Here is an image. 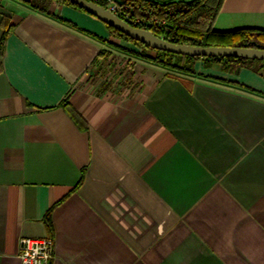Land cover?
Listing matches in <instances>:
<instances>
[{
	"label": "crops",
	"instance_id": "crops-1",
	"mask_svg": "<svg viewBox=\"0 0 264 264\" xmlns=\"http://www.w3.org/2000/svg\"><path fill=\"white\" fill-rule=\"evenodd\" d=\"M29 1L0 0V264L44 235L51 264H264V65L96 60L103 21ZM236 27L264 0H223Z\"/></svg>",
	"mask_w": 264,
	"mask_h": 264
},
{
	"label": "trees",
	"instance_id": "trees-1",
	"mask_svg": "<svg viewBox=\"0 0 264 264\" xmlns=\"http://www.w3.org/2000/svg\"><path fill=\"white\" fill-rule=\"evenodd\" d=\"M52 1L68 4L84 10L69 0H30L29 4L36 10L47 13L48 7ZM92 1L103 5L100 0ZM222 2L223 0H179L163 4L149 3V6L154 9L157 16L165 19V27L162 29L149 27L147 29L151 30L154 34L175 43L264 48V28L236 27L224 30L214 28V21L221 8ZM105 25L109 31V36L112 38L107 43L109 47L122 49V47L117 44V40L131 42L141 47V52L139 53L140 56L165 67H176L186 71H192V62L198 58L203 59L205 63L211 61L219 62L221 68L228 72H236L240 67H248L253 63H257L259 66L264 65L263 60L244 57L186 56L151 48L139 41L131 39L129 36L114 27L106 23ZM104 52H107L106 49H101L96 60L100 59V57L104 55ZM174 57H184L188 64L178 67V65L172 61ZM253 68H255V66ZM66 109L72 119L79 123L77 114L70 108L66 107Z\"/></svg>",
	"mask_w": 264,
	"mask_h": 264
},
{
	"label": "water",
	"instance_id": "water-1",
	"mask_svg": "<svg viewBox=\"0 0 264 264\" xmlns=\"http://www.w3.org/2000/svg\"><path fill=\"white\" fill-rule=\"evenodd\" d=\"M85 11L99 18L104 23L114 27L131 39L139 41L151 48L168 51L186 56H232L264 61V48L226 45H194L175 43L154 34L151 30L133 26L119 16L92 0H69Z\"/></svg>",
	"mask_w": 264,
	"mask_h": 264
},
{
	"label": "built area",
	"instance_id": "built-area-1",
	"mask_svg": "<svg viewBox=\"0 0 264 264\" xmlns=\"http://www.w3.org/2000/svg\"><path fill=\"white\" fill-rule=\"evenodd\" d=\"M103 6L133 26L162 29L165 19L159 18L149 3L163 4L179 0H100ZM20 264H51L54 243L49 235L19 238Z\"/></svg>",
	"mask_w": 264,
	"mask_h": 264
},
{
	"label": "rangeland",
	"instance_id": "rangeland-1",
	"mask_svg": "<svg viewBox=\"0 0 264 264\" xmlns=\"http://www.w3.org/2000/svg\"><path fill=\"white\" fill-rule=\"evenodd\" d=\"M141 48V47H140ZM110 49H112L111 47L110 48H106V51L108 52V54H107V52H104V55L103 56H101L100 57V60H102V59H104V58H106V57H108L110 54H112V53H114V52H116V51H112V50H110ZM106 56V57H105ZM96 65H97V63H96ZM96 65L94 64L93 66H92V68L90 69V72L88 71V74H87V79L89 80V78L91 79V78H96V76H97V72H98V70H97V68H96ZM105 70V68L103 69V70H101V73H103V71Z\"/></svg>",
	"mask_w": 264,
	"mask_h": 264
}]
</instances>
